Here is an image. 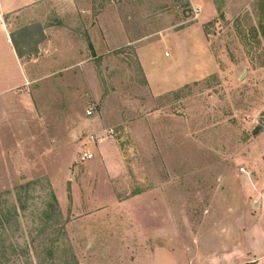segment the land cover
Masks as SVG:
<instances>
[{
	"label": "rangeland",
	"instance_id": "obj_1",
	"mask_svg": "<svg viewBox=\"0 0 264 264\" xmlns=\"http://www.w3.org/2000/svg\"><path fill=\"white\" fill-rule=\"evenodd\" d=\"M192 1L5 17L26 83L0 94V264H264V0ZM157 41L164 81L197 71L163 94L138 57Z\"/></svg>",
	"mask_w": 264,
	"mask_h": 264
},
{
	"label": "crops",
	"instance_id": "obj_2",
	"mask_svg": "<svg viewBox=\"0 0 264 264\" xmlns=\"http://www.w3.org/2000/svg\"><path fill=\"white\" fill-rule=\"evenodd\" d=\"M31 3L32 0H0V94L6 93L7 91H10L14 87H18L19 85L21 84L24 85L26 83V82L22 83L23 76L21 73L22 69L20 65V61L22 57L17 55L16 53V44L10 36L11 26L7 23L5 17L9 15H13L15 13H19L21 10L28 7ZM189 3L193 8H197L198 6L192 0H189ZM200 14H201V10L198 12L197 17ZM200 24L201 23L192 24L191 26L186 27L185 29L179 32H175V34L186 33V32H187L186 34H189L192 28H194L196 25L200 26ZM203 38L202 40L204 42ZM162 41H157V43L148 46L146 48L140 49L138 51L140 66L146 77L147 83L151 87V90L156 94H163L165 92L175 90L184 84H187L189 82V79L195 77L196 76L195 74L197 73V71H191L187 75L185 74L181 75L180 70L178 69V64L175 59L168 64L169 74L165 78L166 81H164L163 78L159 77L158 74L154 72V70L155 71L157 70L156 58L160 54H155L153 53L152 50H154L156 44L161 43ZM163 57L170 58V55L165 56L163 54ZM253 196L256 197L254 201V207L257 206L258 207L257 210L259 209L262 210V207L264 206V189L261 190L260 186L255 187ZM257 214L259 216L258 211H256V215ZM259 223H260L259 221H257V223L255 222L252 225L251 232L249 231L245 235H247L248 233L251 234L254 240V243H252L251 245L253 251L264 252V226L259 225ZM253 235L259 236L261 241L259 240L256 243ZM222 240L224 239H221V241ZM221 241L219 242V246H220L219 248L221 249L228 248L229 245L233 247V244L228 242V244L226 245V243L223 244V242ZM234 243H236L234 247L237 246L238 249L241 248L239 246L240 240L234 241ZM257 244H260L261 248L257 247ZM231 249L227 251L230 252ZM224 252L226 253V251Z\"/></svg>",
	"mask_w": 264,
	"mask_h": 264
},
{
	"label": "built area",
	"instance_id": "obj_3",
	"mask_svg": "<svg viewBox=\"0 0 264 264\" xmlns=\"http://www.w3.org/2000/svg\"><path fill=\"white\" fill-rule=\"evenodd\" d=\"M90 157H91L90 155L84 154L81 159L84 161L90 159Z\"/></svg>",
	"mask_w": 264,
	"mask_h": 264
},
{
	"label": "trees",
	"instance_id": "obj_4",
	"mask_svg": "<svg viewBox=\"0 0 264 264\" xmlns=\"http://www.w3.org/2000/svg\"><path fill=\"white\" fill-rule=\"evenodd\" d=\"M16 53H17V55L21 56V54L17 48H16Z\"/></svg>",
	"mask_w": 264,
	"mask_h": 264
}]
</instances>
